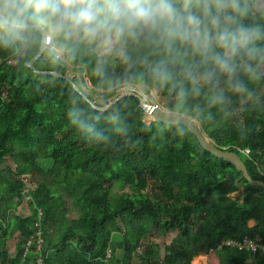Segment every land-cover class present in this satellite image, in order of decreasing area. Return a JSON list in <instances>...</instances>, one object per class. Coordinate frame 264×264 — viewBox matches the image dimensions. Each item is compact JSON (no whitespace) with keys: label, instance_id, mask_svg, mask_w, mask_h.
<instances>
[{"label":"trees","instance_id":"trees-1","mask_svg":"<svg viewBox=\"0 0 264 264\" xmlns=\"http://www.w3.org/2000/svg\"><path fill=\"white\" fill-rule=\"evenodd\" d=\"M252 5L260 20L264 0ZM42 38L19 52L0 46V241L20 237L0 250V264H192L206 246L209 264H264L262 253L218 246L226 238L264 243V188L204 149L184 124L145 125L136 96L94 109L87 99L102 108L123 88L114 82L123 74L114 59L106 60L104 77L96 71L99 57L83 52L62 58L45 51L30 67ZM68 66L80 71L77 87L86 86V72V97L65 77ZM245 84L247 91H229L222 106L211 108L203 93L178 104L167 88L151 81L140 86L155 90L169 111L197 119L218 147L237 152L250 176L264 182V79ZM73 107L100 117L94 122L110 137L103 146L70 125ZM112 114L119 115L124 135L111 133ZM116 183L134 193L113 197ZM67 197L78 207L74 218ZM25 204L29 213L22 215L18 208ZM175 230L173 242L161 246Z\"/></svg>","mask_w":264,"mask_h":264},{"label":"clouds","instance_id":"clouds-1","mask_svg":"<svg viewBox=\"0 0 264 264\" xmlns=\"http://www.w3.org/2000/svg\"><path fill=\"white\" fill-rule=\"evenodd\" d=\"M260 20L252 0H0V46L19 52L48 37L61 54L97 55L101 77L106 60L117 61L122 87L151 81L175 92L178 104L203 93L211 108L229 91H247L245 80L264 79ZM67 118L97 147L110 139L99 116L73 107ZM107 120L113 135L126 133L118 114Z\"/></svg>","mask_w":264,"mask_h":264},{"label":"water","instance_id":"water-1","mask_svg":"<svg viewBox=\"0 0 264 264\" xmlns=\"http://www.w3.org/2000/svg\"><path fill=\"white\" fill-rule=\"evenodd\" d=\"M45 52V46L42 41L41 49L38 55L30 62L29 66L32 67L33 63L37 61ZM64 57V56H63ZM70 69V66H68ZM57 75L56 73H52ZM70 82L73 88L78 91L83 97H86V90L82 87H77L75 85V81L65 76ZM123 89H129L127 87L120 88L116 91L115 95L112 97V100L104 107L99 108L95 106L89 99L87 102L94 108V109H102L105 110L115 104L121 98L132 95L139 98L140 104L144 111L143 122L145 125H150L151 123H162L167 125H181L184 124L191 133H193L196 138L198 139L199 143L202 145L204 149L211 152L213 155L228 160L232 164L235 165L242 173L243 178L246 179L251 186H257L264 188V182L260 180L253 179L250 174L249 170L246 168L243 159L241 156L232 150H228L226 148L218 147L203 131L197 119L186 115L184 113H177L169 111L168 109L159 108L156 101L151 99L150 97L144 96L143 93L137 91L135 88L129 89L127 92H122ZM210 249L209 246H206L205 252L209 253Z\"/></svg>","mask_w":264,"mask_h":264},{"label":"rangeland","instance_id":"rangeland-1","mask_svg":"<svg viewBox=\"0 0 264 264\" xmlns=\"http://www.w3.org/2000/svg\"><path fill=\"white\" fill-rule=\"evenodd\" d=\"M263 3V2H262ZM57 54L63 58V54L57 52ZM68 77H70L71 79L73 80H78V82H80L82 79L80 78V71L77 70V69H74V68H70L68 69ZM84 76H85V81H86V86H82V88H84L85 90H87L86 88H88L90 86L89 82H88V78L86 76V72H84ZM139 87V88H138ZM137 91L141 92L144 94V96L146 97H150L151 99H153L154 101H156V104H158L159 108H164L166 109L163 104L160 102L155 90H150L149 92H144V87L142 86H137V87H134ZM124 90V89H123ZM123 90H121L123 92ZM34 186L31 184V183H27V189H33ZM124 192H127V193H134V189L132 187H129V186H126L124 185L123 183H116L114 184L113 186V190H112V196L115 197L117 196L118 194L120 193H124ZM241 190L239 189L238 191L234 192L233 195L235 197H241ZM68 199V200H67ZM66 201H67V206L69 207V217L71 218H74L76 217V214H77V206L74 202V199L72 197H67ZM27 204V203H26ZM26 204L23 206H20L18 208V211L20 214L22 215H27L29 213V210L28 208L26 207ZM118 236V239H121V237L119 235ZM171 237V235H170ZM19 235H16L14 238H11L10 240H7V241H0V250H3V249H11L14 247V245L17 243V241L19 240ZM166 239V238H164ZM171 239H167L166 240V243H163L162 242V245L161 246H164V244H167V242H169ZM146 243V242H144Z\"/></svg>","mask_w":264,"mask_h":264},{"label":"built area","instance_id":"built-area-1","mask_svg":"<svg viewBox=\"0 0 264 264\" xmlns=\"http://www.w3.org/2000/svg\"><path fill=\"white\" fill-rule=\"evenodd\" d=\"M43 43L45 46V51H54L57 54L56 45L54 41L50 42L48 37H43ZM243 151H244V154L246 155L249 154V150L244 149ZM38 235L41 236V233L39 232ZM42 244H43V241L41 237H39L38 247L41 248ZM218 246L219 248H223L227 246L231 248H237L239 250H246V251L252 252L254 255L258 253L264 254V243L259 238L252 239L250 237H245L242 240H238L234 238H226L222 240Z\"/></svg>","mask_w":264,"mask_h":264},{"label":"crops","instance_id":"crops-1","mask_svg":"<svg viewBox=\"0 0 264 264\" xmlns=\"http://www.w3.org/2000/svg\"><path fill=\"white\" fill-rule=\"evenodd\" d=\"M42 41H43V38H42ZM63 56H64V54H63ZM239 189L241 190V192H243L242 186ZM255 224H256V222L254 220L250 221V226H254ZM177 234H178V231L175 230V232L168 234L165 237L166 239L161 238L159 240V244L162 245V242L166 243V240L170 238L171 240L169 242H167V244H164V245H170L173 242L174 238L177 236ZM170 235H171V237H170ZM114 240L121 241V239H118L117 234L114 236ZM145 242L147 243V241H145ZM117 256L119 258H121L123 256V253L121 250H117ZM192 264H209V253H206L205 250L201 251L198 255L194 256V258L192 260ZM249 264H256V261L252 260Z\"/></svg>","mask_w":264,"mask_h":264},{"label":"bare ground","instance_id":"bare-ground-1","mask_svg":"<svg viewBox=\"0 0 264 264\" xmlns=\"http://www.w3.org/2000/svg\"><path fill=\"white\" fill-rule=\"evenodd\" d=\"M138 88H139V87H138ZM123 92H127V90L124 89Z\"/></svg>","mask_w":264,"mask_h":264}]
</instances>
